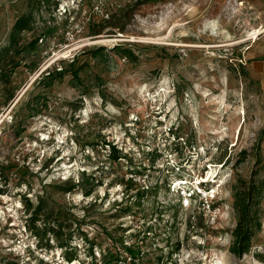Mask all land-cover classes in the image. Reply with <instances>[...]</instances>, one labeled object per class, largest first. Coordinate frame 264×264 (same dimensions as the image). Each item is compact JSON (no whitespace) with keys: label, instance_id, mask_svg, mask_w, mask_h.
Masks as SVG:
<instances>
[{"label":"rangeland","instance_id":"1","mask_svg":"<svg viewBox=\"0 0 264 264\" xmlns=\"http://www.w3.org/2000/svg\"><path fill=\"white\" fill-rule=\"evenodd\" d=\"M34 1L0 0V47L32 8L25 38L47 32L0 82V261L131 264L105 258L125 240L135 264H264V0ZM119 10L124 33L92 34ZM76 54L80 83L40 82ZM239 178L260 187L242 257Z\"/></svg>","mask_w":264,"mask_h":264},{"label":"trees","instance_id":"2","mask_svg":"<svg viewBox=\"0 0 264 264\" xmlns=\"http://www.w3.org/2000/svg\"><path fill=\"white\" fill-rule=\"evenodd\" d=\"M46 0H37V2H33L34 7H41L43 2ZM149 1V0H148ZM128 10V9H127ZM119 10L116 12H108L107 17L100 20L98 23H94L92 34L98 35L101 34L106 28L112 27L113 29H118L119 32L124 33L127 29V25L130 23L132 16L128 11ZM133 11V10H132ZM133 14V12H132ZM36 23V16L34 9H30L22 14H20L8 35L7 43L0 47V82L5 77L4 66L7 63V59L10 54H14L20 57L29 56L33 53H36L37 49L40 46V43L44 40L45 35L39 34L35 35L31 40H27L25 38V33L30 32L34 29ZM116 33V32H110ZM116 53L130 57L134 55L132 49L127 48L124 44L115 45ZM105 47L100 46L95 48V52L99 53L104 51ZM67 59H63L58 64L61 66H55L53 69L45 71L46 73L42 74L41 81H45L47 85L53 84V82L57 79H63L66 75L71 74L72 78L78 83L81 82V74L80 72L84 68V66H76L79 61V54L74 55L70 62L65 64ZM31 68L37 67V62L32 60ZM63 64V65H62ZM72 138V137H71ZM111 145V142H108ZM115 153H110L114 159H119L124 157L122 152L116 149L115 145L112 147ZM82 178L94 179L93 174L86 176V171L82 172ZM80 180L78 179L77 184H73L68 190L72 191L76 186L79 185ZM234 188V208L238 213V221L235 229L233 230V244L231 247V252L234 253L238 257H242L243 254L248 253L251 250L252 246V238L256 233V230L261 228V224L255 216V211L253 208L257 203V199L260 193V187L258 183L251 178L250 180H243L241 178L237 179L236 184L233 186ZM144 192V191H143ZM129 207V206H128ZM154 224H149L148 228H146L144 232V236L140 239L143 241L144 237H146V233L153 231ZM148 231V232H147ZM142 232L139 230L138 233L134 234V237L137 238L138 235ZM115 246V245H114ZM179 247V246H178ZM141 245L140 244H125V240H121L119 245L116 248L115 252H111L108 250L105 253V258H109V261H127L128 258H131V264H135V260L140 257ZM128 254V256H127ZM71 259V258H69ZM0 264H16L13 261H7Z\"/></svg>","mask_w":264,"mask_h":264}]
</instances>
